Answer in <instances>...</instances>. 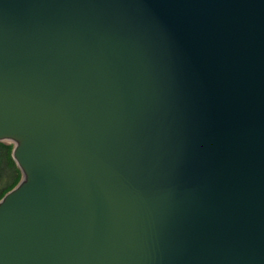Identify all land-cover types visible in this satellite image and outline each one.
Returning a JSON list of instances; mask_svg holds the SVG:
<instances>
[{
	"label": "water",
	"instance_id": "1",
	"mask_svg": "<svg viewBox=\"0 0 264 264\" xmlns=\"http://www.w3.org/2000/svg\"><path fill=\"white\" fill-rule=\"evenodd\" d=\"M0 264H264V0H0Z\"/></svg>",
	"mask_w": 264,
	"mask_h": 264
},
{
	"label": "trees",
	"instance_id": "2",
	"mask_svg": "<svg viewBox=\"0 0 264 264\" xmlns=\"http://www.w3.org/2000/svg\"><path fill=\"white\" fill-rule=\"evenodd\" d=\"M12 145L0 141V199L21 178V171L12 157Z\"/></svg>",
	"mask_w": 264,
	"mask_h": 264
},
{
	"label": "rangeland",
	"instance_id": "3",
	"mask_svg": "<svg viewBox=\"0 0 264 264\" xmlns=\"http://www.w3.org/2000/svg\"><path fill=\"white\" fill-rule=\"evenodd\" d=\"M10 144L13 146L12 143H10ZM12 150H13V147H12ZM19 169H20V168H19ZM20 171H21V170H20ZM21 178H22V175H21ZM21 178L19 179L18 183L21 181ZM18 183H17V184H18ZM17 184H16V185H17Z\"/></svg>",
	"mask_w": 264,
	"mask_h": 264
},
{
	"label": "bare ground",
	"instance_id": "4",
	"mask_svg": "<svg viewBox=\"0 0 264 264\" xmlns=\"http://www.w3.org/2000/svg\"><path fill=\"white\" fill-rule=\"evenodd\" d=\"M7 143H9V142H7Z\"/></svg>",
	"mask_w": 264,
	"mask_h": 264
}]
</instances>
